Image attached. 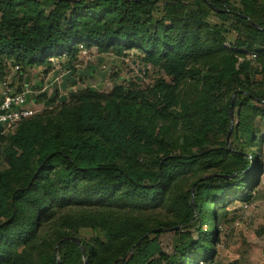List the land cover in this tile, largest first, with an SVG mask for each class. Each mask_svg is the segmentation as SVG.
<instances>
[{"label": "trees", "instance_id": "obj_1", "mask_svg": "<svg viewBox=\"0 0 264 264\" xmlns=\"http://www.w3.org/2000/svg\"><path fill=\"white\" fill-rule=\"evenodd\" d=\"M230 34L235 40L226 46ZM80 46L117 57L134 52L162 77L152 100L126 85L108 95L90 91L54 118L21 122L2 140L8 169L0 172V264H27V247L47 240L45 216L54 206L77 207L82 185L88 202L106 206L100 210L122 195L124 206L115 207L126 215L78 216L102 240L81 237L69 221L55 225L43 264H84L82 251L86 264L206 261L218 210L251 201L261 172L254 150L256 120L264 121V0H0V67L7 60L22 69L49 68L51 59L73 64ZM235 93L231 137L241 150L225 141ZM228 156L242 177H222L239 172L222 169ZM197 167L209 176L182 194L178 219L149 218ZM185 225L196 240H179L171 257L162 253V233L153 231Z\"/></svg>", "mask_w": 264, "mask_h": 264}, {"label": "rangeland", "instance_id": "obj_2", "mask_svg": "<svg viewBox=\"0 0 264 264\" xmlns=\"http://www.w3.org/2000/svg\"><path fill=\"white\" fill-rule=\"evenodd\" d=\"M217 23L215 18L209 19V24ZM235 40V34L228 36L226 46H230ZM87 55L79 54L74 60L75 63L70 64L68 60H55L47 67H27L22 71H15V63L7 60L3 68V75L0 77V82L7 79L12 86H15L17 81L20 84L26 85L29 88L28 99L35 101L37 110L35 117L54 118L64 105L73 103L75 99L84 93L94 91L100 94L108 95L117 85L128 86L127 90L142 91L149 95L156 81L162 77L156 69L142 64L137 59V54L128 52L124 57H117L113 52L108 54H99L95 49L87 50ZM250 57V56H249ZM252 59V57H250ZM70 70L68 74L65 72ZM2 73V72H1ZM257 80L260 78L256 77ZM235 117L233 111V118ZM256 129L258 131L256 144L257 154L261 162V172L258 182L250 191L251 201L243 202L240 199L233 200L222 209L218 210L216 220V239L211 257L206 261H201L198 264H264V121L256 120ZM232 136V134H231ZM230 136L229 149L241 150L238 141ZM226 141V140H225ZM2 144V143H1ZM239 166V167H238ZM230 170L239 168V172L235 173L228 179L236 175L245 173L240 170V165L234 159H225L222 167ZM8 169L6 162L1 157L0 145V172ZM208 174L202 171L201 168H192L190 174L180 180L171 194V203L168 206H162L156 212H151L148 217L155 219H178L181 214V196L188 191H194L196 183H192L197 177L208 178ZM100 187H95L94 193ZM78 199V206L71 208H63L54 206L52 211L45 216V232L42 237L47 240L45 244L43 240L33 243L31 247H27L28 262L27 264H43L40 255L46 252V247L49 244L52 232L51 229L55 225L67 224L66 221L72 223L69 227H75L79 235L87 240L94 241L102 240V235L96 229H91L88 226H80L76 220L81 214L101 215L112 210L111 214L114 217L126 215V212L116 207L124 206L120 202L122 195L116 197L115 203L111 204L109 209L100 210L93 202H88V194L86 186L82 185L74 194ZM85 202L88 203L85 204ZM116 206V207H115ZM97 207L98 209H95ZM126 207V205H125ZM116 212V213H115ZM102 220V218H100ZM153 221L146 223L149 226ZM66 226V225H65ZM181 226L173 230H167L162 233L158 242L162 253L171 257L174 255L176 246L179 240L189 237L196 240L198 237L197 231L190 226ZM178 230V234L175 231ZM153 237V235H151ZM151 237V238H152ZM102 252V251H101Z\"/></svg>", "mask_w": 264, "mask_h": 264}, {"label": "built area", "instance_id": "obj_3", "mask_svg": "<svg viewBox=\"0 0 264 264\" xmlns=\"http://www.w3.org/2000/svg\"><path fill=\"white\" fill-rule=\"evenodd\" d=\"M80 54L87 55V51L80 46ZM255 58L254 55L251 56ZM64 58V57H63ZM62 59H51V62ZM15 71H20L15 66ZM70 70L65 73L68 74ZM30 91L28 86L15 82L12 86L7 79L0 82V145L2 140L10 134L21 122L36 116L37 106L35 101L28 99Z\"/></svg>", "mask_w": 264, "mask_h": 264}, {"label": "water", "instance_id": "obj_4", "mask_svg": "<svg viewBox=\"0 0 264 264\" xmlns=\"http://www.w3.org/2000/svg\"><path fill=\"white\" fill-rule=\"evenodd\" d=\"M235 97H236V93L233 94V96H232V98H231V102H230V107H229V117H230V122H231V124H230V128H229V130H228L227 136H226V145H227V147H229V138H230L231 133H232L233 107H234V103H235ZM222 177H223L224 179H228V178H229V177H227V176H222ZM206 179H207V178H201V179H200V182H204ZM166 231H167L166 229H162V228H160V229H156V230H154L153 233H154V234H157V233H164V232H166ZM146 235H148V233L145 234L144 236H146ZM74 241H76V240H74ZM76 243L79 244L78 241H76ZM81 251H82V249H81ZM82 256H83L84 264H86V259H85V257H84V253H83V251H82ZM57 264H60V263L57 262Z\"/></svg>", "mask_w": 264, "mask_h": 264}]
</instances>
